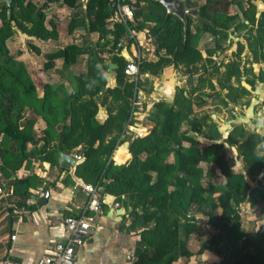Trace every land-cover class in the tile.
Returning a JSON list of instances; mask_svg holds the SVG:
<instances>
[{
	"label": "trees",
	"instance_id": "obj_1",
	"mask_svg": "<svg viewBox=\"0 0 264 264\" xmlns=\"http://www.w3.org/2000/svg\"><path fill=\"white\" fill-rule=\"evenodd\" d=\"M60 1L75 7L78 0H13L8 19V8L0 0L2 171L16 173L31 160L45 161L64 171L59 166V153L69 154L80 147L83 161L76 166L74 175L85 184L98 188L101 199L111 195L117 203L131 207L130 228L138 230L141 244L134 264H173L181 258L200 255L204 250L219 253L225 243L230 245L227 256L209 264H264V222H260L252 233L242 229L245 203L252 208L259 207L264 216V186H252L245 173L236 171L224 148V145L236 147L245 172L254 181L264 169V159H257V156H264V137L248 134L242 125L234 124L223 137L210 116H195L194 100L187 96L185 88L177 86L171 103H154V111L149 116L154 126L147 136L123 139L126 125L134 122L135 89L140 82L124 76L126 60L114 55L111 61L118 66L114 70L116 85L108 86L105 76L108 66L102 53L109 52L113 47L111 43L116 44L127 31L124 24L117 25L114 31L106 28V20L112 12L111 0H87L84 13L79 11L73 15L67 26L69 33L79 26L97 32L103 43H98L95 49L69 44L45 54L46 69H53L54 62L62 60L58 74L68 80L73 90L65 94L64 84L46 82L43 95L38 96L33 78L25 64L12 54L9 41L15 34H21L25 37L26 48L40 54L35 40H57L59 37L56 23L59 16L53 5ZM226 1L221 4L223 9L218 10L215 0H206L202 5L184 0L187 8L198 9L200 23L214 37L220 32L226 38L229 31H247L244 41L238 42L239 52L233 55L234 60L224 65L222 82L226 84L220 90H226V93L221 96L219 90H214L209 94L211 100H217L222 108L232 111L229 104L239 105L244 95L251 94L256 81L264 83V72L259 70L255 74L246 68L247 62H242L239 55L247 48L252 58L245 61L264 65V11L257 16L253 0H246V7H239L240 16L230 14L228 7L232 1ZM135 4V19H142L139 26L144 27L151 20L155 22L151 32L158 50L165 51L157 62L143 63L140 74H157L167 64L191 66L208 59L211 61L216 51L222 49L219 43L205 46L203 52L199 49L192 32L191 16L187 17L184 38L182 22L174 15L166 17L165 8L158 0H136ZM85 54L88 55L86 72H72V66ZM251 72L256 79L248 78ZM232 80L236 85L231 84ZM61 91H64L63 97ZM102 91L104 99L109 98L114 107L108 108L106 117L99 122V105L95 97ZM27 106L45 122L41 138H37L33 130L35 119H29L22 127L19 124ZM190 133L197 134L209 145H204ZM40 141L43 144L38 147ZM29 145L33 147L29 148ZM124 145L130 159L116 165L112 156ZM124 154L126 151L120 156V163ZM170 155L173 162L167 161ZM218 178L224 182L220 183ZM29 180L23 183L15 178L13 181L16 187L14 201L18 207H24L32 178ZM198 214L207 218L206 224L214 232L196 253H192L189 242L199 234L202 225Z\"/></svg>",
	"mask_w": 264,
	"mask_h": 264
},
{
	"label": "crops",
	"instance_id": "obj_2",
	"mask_svg": "<svg viewBox=\"0 0 264 264\" xmlns=\"http://www.w3.org/2000/svg\"><path fill=\"white\" fill-rule=\"evenodd\" d=\"M215 1L218 2V10H222L223 7L221 6V4L227 2L226 0ZM229 1L231 2L233 0ZM244 2L246 4V0H244ZM205 3L206 0H204L203 4ZM253 3L256 6V12L258 16L261 12L264 11V2L262 0H253ZM86 4L87 0H78L75 7H70L66 4H63L61 1L53 5L59 16V19L56 20L59 37L57 40H35L34 44L41 50V55H37L35 52L28 50L25 46V43V49L22 44L14 46V54H17L15 55V58L25 64L33 80L35 79V72L32 70V68L35 65V61H37L40 56L46 58L45 54L56 51L69 44H76L85 48L95 49L98 43H103L104 40L100 39L99 33L89 32L88 29L83 26L77 27L72 33L68 32L67 26L73 15H75L79 11L84 13ZM230 6L231 4L229 5L228 9H230ZM111 7L112 0L110 2V9ZM245 7L246 6H244V8ZM141 21L142 19H135V26L138 27L139 22ZM242 21H244V19H242ZM63 26H66V32L62 30L61 27ZM106 28L109 31H113L112 28L108 27L107 22ZM14 37L19 38L17 35H14ZM123 38L124 40L126 39V33L121 35L119 39ZM62 41L64 43L62 45H59ZM111 46H113L114 48L115 43H111ZM48 47H55V49L49 50ZM21 48L23 49V52H20L18 50ZM110 52L111 53L108 52L106 54L102 53V57L104 58L107 66H109L110 64H114L111 61V57L114 56V53L112 52V50ZM96 53L97 52L95 51V54ZM80 57L82 58L83 63H86L88 55L85 54L81 55ZM225 60V64L230 61V59ZM43 61V63L45 64L47 62V58ZM254 64L259 67L264 66L261 63ZM59 65H62V60L60 59L54 62L53 69H59ZM39 68L41 67L39 66ZM221 69L224 70V68ZM107 74L113 77V84L115 86L116 81L114 70L113 72L108 71ZM40 75L45 76L46 78L44 84L46 82H58V79L60 78L59 75L58 77L56 76L51 78V76H48L46 74V71H41ZM242 79L245 80L246 77H242ZM232 84L236 85L234 80H232ZM43 85L42 87H37L36 85L38 96L43 95ZM114 86L112 85V87ZM246 86L249 87L248 85ZM223 92L226 93V91L224 90ZM140 99H143L146 104L147 100L145 99V96L140 94ZM239 105L235 106L229 104L232 111H238L240 120H235L234 117V120H232V122L228 125L226 133L223 134L220 131L223 137H226L233 124L242 125L248 134L256 133L264 137V83L256 81L254 89L251 90V97L249 98V101H247V103L244 104L243 107L241 104ZM140 108L142 109V107ZM152 109L153 104L150 103L147 108H144L142 110L144 117L142 118L143 120L137 122L139 125L147 129V135L151 132L154 126L153 122L147 118L151 115L153 111ZM104 112L107 114L106 110ZM133 114H138V112L135 111V108L133 110ZM105 117L106 116H104V118ZM29 119H35L33 130L37 138H41L46 127L45 122L41 116L36 115L31 110V108L27 106L25 107L24 112L19 119L20 126L22 127L23 125H25V123ZM223 121L225 120L221 119V122ZM190 135L197 137V134L190 133ZM197 139L204 144L205 140H203V138L197 137ZM42 144L43 141H40L38 147H40ZM207 145H209V143ZM184 146H188V143H184ZM32 147V145H29V148ZM119 148H122V150L126 151V154L122 156L123 162L117 163L114 161V154L116 151L114 152L112 159L116 165L124 164L130 159V154L128 152L127 146L124 145ZM224 148L234 149L239 156L236 147H229L227 145H224ZM69 154L82 155L80 147L73 150ZM239 158L242 161V157L239 156ZM82 161L83 157L79 161H76V163L79 164ZM167 161L173 162V156L170 155ZM242 163L243 171L239 172L245 173L252 186H257L259 184L257 182V179L263 175L264 169L262 173L254 180L256 184L253 185L254 181L249 178V176L245 172L244 162L242 161ZM59 166L60 168H64L60 165V162ZM2 168H4V165L0 157V262L4 258L8 257L14 260L24 261L28 264H33L41 258L50 255L56 243L64 241L65 232L61 220L65 217L76 215L80 211L86 201L83 192V186L86 184L74 175L75 169L64 168L63 171L58 169L57 167H51L50 163L45 161L41 162L31 160L28 166L24 165L16 173L7 170L8 174H6L2 171ZM204 168H206V165ZM15 178L20 179L23 183L30 182V180L28 181V178H32L31 184L28 187V192L25 196L26 198L25 200L23 199L24 207H18L14 201L16 198V187L13 183ZM46 189L49 190L48 201L44 206L38 207L37 201L43 196ZM2 190H6L9 195L6 196ZM12 202L20 209L19 215H15L12 213L10 208V203ZM102 204V213L96 217V227L91 233V236L83 244V246L76 249L75 260L73 261V264H134L138 257V250L139 248H141V244L139 241L138 230L130 228V224L132 221V218L130 217L131 207L125 206L123 205V203H117L115 201V197L111 195L104 196L102 198ZM244 211L245 214H249L250 211H256L255 215L259 217L260 221L264 222V216L260 213L259 207L252 208L250 207L249 203H245ZM199 220L202 223L203 220ZM206 227L210 228L208 224H206ZM242 229L246 231L243 225ZM213 232L214 231H211L210 234H212ZM246 232L252 233L254 231ZM11 236H15V239L12 240ZM208 240L209 238L205 240V242ZM189 250L192 253L197 252L192 250L191 247H189ZM229 250L230 245L228 243H225L220 247L219 253L211 250H204L203 253L200 254V264H209L211 262L220 261L222 258H225L227 256ZM181 263L182 259H179L173 264Z\"/></svg>",
	"mask_w": 264,
	"mask_h": 264
},
{
	"label": "rangeland",
	"instance_id": "obj_3",
	"mask_svg": "<svg viewBox=\"0 0 264 264\" xmlns=\"http://www.w3.org/2000/svg\"><path fill=\"white\" fill-rule=\"evenodd\" d=\"M199 5L204 3V0H195ZM145 6V5H144ZM246 6L244 0H233L229 9L230 14H239L240 16V8L239 7ZM134 11L137 10L136 4L133 5ZM192 18V32L194 33V36L196 37L198 47L201 51L204 50L205 46H213L215 43H219L222 47L221 50H217L215 55L212 57L211 61L208 59L206 61H202L200 63H197L195 65L191 66H184V65H177L174 66L173 64H167L165 65L157 74H151L150 72H147L146 74H140V68L145 62H157L161 56H164L165 51L164 50H158L157 42L155 40V37L153 36L151 30L155 26V22L152 20L149 22H146L144 27H140L141 31L143 28H147L149 31V34L152 38V45L154 46V51L150 52L148 49H145L147 44L142 41L141 50H137L136 45L134 42L128 43L127 47L124 50L123 58L129 59L130 61L137 62V57H140V67H139V76L138 81L140 82L138 84V87L135 89V95L138 93L145 96V99L152 103L154 105L157 101H164L171 103L173 101L174 92L178 87H183L186 90L187 96H191L192 99L195 102V105L193 106L194 114L195 116L201 117L208 115L210 116L219 126L220 131L225 134L227 131L228 125L232 122V120H240L238 111H230L228 109L222 108V106L219 105V102L217 100H211V97H209V94H212L215 91L219 90L221 92L220 88L222 85H225L226 83L222 82V73L226 60L230 59V61L234 60V56L239 52L238 42H243L244 37L247 35L246 30H241L238 33H231L229 31L226 38H223L220 33H217L214 36L210 34L211 32H208L205 30L204 26L200 23L199 17H191ZM108 27L110 24H108ZM62 26V25H61ZM137 27V28H139ZM64 32H66V26L61 27ZM116 29V28H115ZM220 30V29H219ZM218 30V31H219ZM114 31V30H113ZM145 33L140 34L141 38L143 40H146ZM19 38L13 37L9 41V48L12 51V54L15 56L17 54H14L13 51L15 45H21L24 47V36L21 34H15ZM124 39V38H123ZM212 40H214L212 42ZM126 42H129V39H126ZM20 43V44H19ZM64 42L62 41L59 45H62ZM59 47V46H58ZM49 50L55 49V47H48ZM94 49V48H92ZM20 52H23V49H18ZM112 52L115 55L114 48L112 47ZM110 50V51H111ZM109 51V53H111ZM108 52L105 51L104 54ZM41 55V54H37ZM241 56L242 62H247L251 60V53L248 51V49H244L242 52L239 53ZM116 56V55H115ZM119 57V56H118ZM232 57V59H231ZM46 58H43V56H40V58L35 61V65L32 68V70L35 72V83L37 87H42V85L45 82V76L40 75L41 71H46V74L48 76L52 77H58V70L62 69V65H59V69H46L44 67V61ZM248 60V61H245ZM246 63V68H250L255 74L262 70L264 72V66H256L254 63ZM260 65V64H259ZM39 66L41 68H39ZM218 68V69H217ZM72 72L74 73H85L87 70V63H83L82 58L80 57L77 64L72 66L71 68ZM32 71V72H33ZM57 72V73H56ZM108 86L112 87L114 86L113 82L114 79L109 74L106 75ZM248 78H253L252 80L256 79L254 78V75H252V72L248 74ZM62 79V80H61ZM61 82V83H59ZM232 82V81H231ZM64 84L65 87L64 91L65 94L69 93L72 89V85L68 82L67 79L60 77L58 79V85ZM232 84V83H231ZM213 87V88H212ZM64 91L60 92V95L64 96ZM226 91V90H224ZM225 93H220L221 96H223ZM251 97V94L244 95L241 100V105L243 107L244 104L249 101V98ZM96 103L99 105V112L97 115V120L99 122H102L104 120V116L107 114L104 112L105 110L108 111V108L112 109L114 107L113 102L108 98L104 99V91L98 93V95L95 97ZM135 104V111L138 112V114L134 115V121L140 122V120H143V109L147 108L148 105L145 104V101L143 99H137ZM140 102V104H139ZM240 106V105H239ZM142 107V109L140 108ZM154 111V108L152 109ZM141 111V112H140ZM233 112V113H232ZM235 117V118H234ZM149 119V116L147 117ZM145 118V119H147ZM234 118V119H233ZM144 119V120H145ZM221 119H224L225 121L221 122ZM122 138L128 140L129 138H134L132 134H126L122 136ZM208 141H204V145L208 144ZM228 156L231 159V165L238 171H243V163L241 159L239 158L236 151L232 148H226ZM203 168L205 165H202ZM218 173V172H217ZM218 181L220 183L223 182L221 178H218ZM258 185H264V172L261 177L257 179ZM256 184V182H253V185ZM213 200L216 202V196L213 197ZM251 212V211H250ZM249 214H245L244 211V205L242 206V225L245 227V230L248 232L254 231L260 222L259 217L255 215L256 211H253ZM198 219L203 220L201 225V230L198 235L193 236L189 242V247H191L192 250L198 251L201 244L205 242L210 236V232L214 231L213 228L210 226V228L206 227L207 218L198 214ZM247 221V223H246ZM249 224V225H248ZM200 255H195L190 259H182L181 264H200Z\"/></svg>",
	"mask_w": 264,
	"mask_h": 264
},
{
	"label": "built area",
	"instance_id": "obj_4",
	"mask_svg": "<svg viewBox=\"0 0 264 264\" xmlns=\"http://www.w3.org/2000/svg\"><path fill=\"white\" fill-rule=\"evenodd\" d=\"M136 0H112L111 15L106 20L110 24V28L115 30L117 25L124 24L126 26V39H119L115 44L114 52L117 56L123 57L124 50L128 43L134 42L137 50H141L142 41L147 46L145 49L153 52L154 46L152 45V38L147 28L141 29L135 26V16L133 5ZM144 34L146 40H143L140 34ZM125 59V58H124ZM138 61L126 60V65L123 68V74L125 77L133 81H138L140 57H137ZM140 99V94L135 95L133 109L135 108L136 100ZM146 105H150V102H146ZM134 117V114H133ZM147 129L137 122L127 124L126 134H132L134 138H144L147 135ZM76 161L82 158V155H73ZM1 176V174H0ZM3 191V190H2ZM83 192L85 196V203L80 211L74 215L63 218L62 226L65 232V239L63 242L56 243L53 251L50 255L45 256L33 264H73L75 260L76 249L83 246L86 240L91 236V233L96 227V217L102 213V199L99 195V189L92 185H84ZM3 193L8 196V192L5 190ZM10 208L13 214L19 215L20 209L12 202ZM11 239H15V236H11ZM0 264H28L24 261L14 260L11 258H4Z\"/></svg>",
	"mask_w": 264,
	"mask_h": 264
},
{
	"label": "water",
	"instance_id": "obj_5",
	"mask_svg": "<svg viewBox=\"0 0 264 264\" xmlns=\"http://www.w3.org/2000/svg\"><path fill=\"white\" fill-rule=\"evenodd\" d=\"M6 6H7V18H10V9L13 5V0H4ZM158 2L165 8L166 11V17L170 16V15H174L176 16L183 24V34H184V38L186 37L187 34V17L191 16H198V9L197 8H187L185 6V2L184 0H158ZM14 24V22H12ZM117 65L116 64H110L108 66V71L109 72H113V70L117 69ZM59 162L60 165L64 168L67 169H75L76 166L78 165V163H76V159L73 155L68 154V153H64V152H60L59 153ZM49 198V190L46 189L43 196L41 198H39V200L37 201V206L38 207H42L44 206Z\"/></svg>",
	"mask_w": 264,
	"mask_h": 264
},
{
	"label": "bare ground",
	"instance_id": "obj_6",
	"mask_svg": "<svg viewBox=\"0 0 264 264\" xmlns=\"http://www.w3.org/2000/svg\"><path fill=\"white\" fill-rule=\"evenodd\" d=\"M124 152V150H122V148H118L114 154V161L117 163H120V156L122 155V153Z\"/></svg>",
	"mask_w": 264,
	"mask_h": 264
},
{
	"label": "clouds",
	"instance_id": "obj_7",
	"mask_svg": "<svg viewBox=\"0 0 264 264\" xmlns=\"http://www.w3.org/2000/svg\"><path fill=\"white\" fill-rule=\"evenodd\" d=\"M107 74L105 73V76H106ZM257 159H264V156H257Z\"/></svg>",
	"mask_w": 264,
	"mask_h": 264
}]
</instances>
